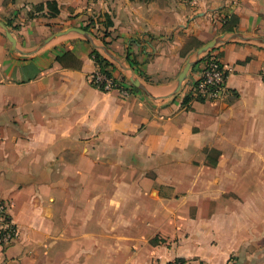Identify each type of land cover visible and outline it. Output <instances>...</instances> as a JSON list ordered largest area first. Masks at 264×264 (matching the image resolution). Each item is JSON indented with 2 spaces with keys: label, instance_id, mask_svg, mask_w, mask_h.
Masks as SVG:
<instances>
[{
  "label": "crops",
  "instance_id": "0c3cea01",
  "mask_svg": "<svg viewBox=\"0 0 264 264\" xmlns=\"http://www.w3.org/2000/svg\"><path fill=\"white\" fill-rule=\"evenodd\" d=\"M0 22V264H264V0H0ZM93 50L128 96L91 85Z\"/></svg>",
  "mask_w": 264,
  "mask_h": 264
},
{
  "label": "built area",
  "instance_id": "2783aa9c",
  "mask_svg": "<svg viewBox=\"0 0 264 264\" xmlns=\"http://www.w3.org/2000/svg\"><path fill=\"white\" fill-rule=\"evenodd\" d=\"M198 60H201L200 73L192 89L193 96L208 101L220 99L226 90V67L217 56L209 53L201 54ZM90 83L104 91L117 90L123 97L130 94L129 88L124 87L112 75L100 71L98 66L90 77ZM16 236L17 227L10 218L9 204L0 200V245H8Z\"/></svg>",
  "mask_w": 264,
  "mask_h": 264
},
{
  "label": "water",
  "instance_id": "95a60500",
  "mask_svg": "<svg viewBox=\"0 0 264 264\" xmlns=\"http://www.w3.org/2000/svg\"><path fill=\"white\" fill-rule=\"evenodd\" d=\"M0 28H2L3 32H4V35L5 37L9 40V42L11 43L12 47L15 48V39L11 33V31L9 30V28L2 22H0ZM67 31H74V32H77V33H80L82 34L83 36H87V33L82 30V29H79V28H75V27H70L67 29ZM64 32H59L58 34H63ZM222 40V38L218 37V38H215L214 40L212 41H209L208 43L204 44L203 46H201L197 52H196V55L197 57L199 58V56L203 53H205L208 49H210L216 42ZM192 64L191 61H188L186 62L182 72L179 74L178 78H177V82H176V89H178L181 85V82L182 80L185 78L186 76V73L190 67V65ZM131 82L132 84L141 89V90H144V86L139 82V80L135 77H131Z\"/></svg>",
  "mask_w": 264,
  "mask_h": 264
},
{
  "label": "trees",
  "instance_id": "16d2710c",
  "mask_svg": "<svg viewBox=\"0 0 264 264\" xmlns=\"http://www.w3.org/2000/svg\"><path fill=\"white\" fill-rule=\"evenodd\" d=\"M6 25H8V24H6ZM92 57H93V60L96 64V66H98L100 71H102L105 74L111 75L108 68H107L109 63L104 56H102L97 50H93L92 51ZM200 61L201 60H199V62ZM171 264H175V263H171Z\"/></svg>",
  "mask_w": 264,
  "mask_h": 264
}]
</instances>
